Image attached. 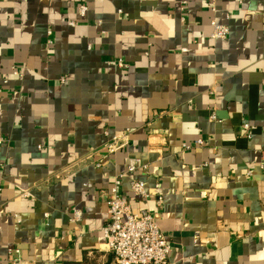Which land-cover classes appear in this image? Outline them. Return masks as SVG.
Returning a JSON list of instances; mask_svg holds the SVG:
<instances>
[{
	"label": "crops",
	"instance_id": "0c3cea01",
	"mask_svg": "<svg viewBox=\"0 0 264 264\" xmlns=\"http://www.w3.org/2000/svg\"><path fill=\"white\" fill-rule=\"evenodd\" d=\"M0 137V261L113 264L123 175L168 264H264V0H0Z\"/></svg>",
	"mask_w": 264,
	"mask_h": 264
},
{
	"label": "built area",
	"instance_id": "2783aa9c",
	"mask_svg": "<svg viewBox=\"0 0 264 264\" xmlns=\"http://www.w3.org/2000/svg\"><path fill=\"white\" fill-rule=\"evenodd\" d=\"M87 7L81 5L77 8L79 17H84ZM210 37L215 40H225L228 29L225 26L213 23ZM117 67L125 69L126 66L117 61ZM213 119V117H211ZM128 131L114 135L105 146V151L114 153L123 149L127 144ZM4 140L0 137V147ZM201 146V141L195 142ZM185 149L189 147L184 146ZM134 171L130 167L127 172ZM123 175L114 178L106 193L107 220L101 233L108 252L113 257V264H168L170 245L163 236L157 221L146 211L133 213L127 199L121 194V181ZM130 191L135 197L147 199L144 185L141 181H131ZM28 196L24 194V197ZM81 219L79 210L72 211L70 221L78 223ZM20 251L12 248L7 251V258L0 264H19Z\"/></svg>",
	"mask_w": 264,
	"mask_h": 264
}]
</instances>
